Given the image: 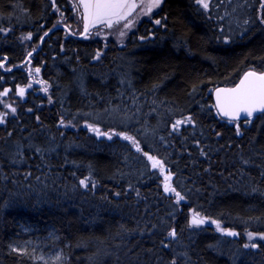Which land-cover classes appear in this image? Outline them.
Here are the masks:
<instances>
[{
    "label": "trees",
    "instance_id": "1",
    "mask_svg": "<svg viewBox=\"0 0 264 264\" xmlns=\"http://www.w3.org/2000/svg\"><path fill=\"white\" fill-rule=\"evenodd\" d=\"M242 1L234 37L195 0H165L117 45L58 26L67 0H0V264H34L10 249L28 221L56 229L68 264H264V114L229 121L212 106L215 87L264 73V0ZM105 109L133 121L98 136L85 121ZM194 213L207 222L191 226Z\"/></svg>",
    "mask_w": 264,
    "mask_h": 264
},
{
    "label": "rangeland",
    "instance_id": "2",
    "mask_svg": "<svg viewBox=\"0 0 264 264\" xmlns=\"http://www.w3.org/2000/svg\"><path fill=\"white\" fill-rule=\"evenodd\" d=\"M165 0H162L159 7L154 8L150 14H144L142 11L143 4L150 2V0H135V3L140 5L128 17V20L133 21L131 27L125 28L127 21H121L119 24H114L112 27H107L104 24H96L91 33L87 34L86 39L101 40L103 42L113 41L117 45H121L127 41L129 35L135 32L141 21L149 19L153 13L161 8ZM68 5L72 9V21L65 20L62 16L59 19L60 23H64L69 27H73L77 33L81 32L84 26V15L82 6L79 5V0H67ZM209 10L214 11L219 15V23L224 24V30L228 33L226 37H234L235 33H240L244 30L245 18L242 15L247 12V7L244 6L242 0H210ZM61 13V12H60ZM124 32L121 36L120 33ZM127 67L131 66L130 60L126 63ZM36 68H31L29 74L31 75L32 83L40 82ZM46 86V83H43ZM90 120L85 121L88 125L95 128L99 126L102 130L103 124L121 126L129 124L133 121L132 117L121 113L118 109H105L98 113H91L88 115ZM107 131V130H106ZM152 132H146L139 138L141 144L148 143L151 140ZM148 145V144H147ZM152 166V162H150ZM161 171L159 168H155ZM163 183H165V172L162 171ZM21 230L18 238L12 239L10 242V249L17 251L27 257L34 264H68L69 256L66 246L61 243L60 237L56 229L49 225L45 228L38 226L32 222H24L19 225Z\"/></svg>",
    "mask_w": 264,
    "mask_h": 264
},
{
    "label": "snow or ice",
    "instance_id": "3",
    "mask_svg": "<svg viewBox=\"0 0 264 264\" xmlns=\"http://www.w3.org/2000/svg\"><path fill=\"white\" fill-rule=\"evenodd\" d=\"M55 0H53V3ZM162 0H150V2L143 4L142 11L144 14H150L154 8L160 6ZM203 9L207 10L210 6V0H195ZM82 6L85 12V19L88 21L84 25V35H87L89 32L90 25L95 24H104L107 27H112L114 24H119L121 21H127L124 27H131L133 21L128 20V17L132 14L137 7H140L135 0H79V5ZM264 7V4L261 5ZM58 10V9H57ZM261 22L264 23V17L261 18ZM157 25L161 24L160 20H156ZM247 23V21H245ZM47 35V33H45ZM121 36L124 35V32L120 33ZM29 34L25 39L30 38ZM144 39V37H141ZM31 56V53H29ZM3 67V65H0ZM31 71V70H30ZM39 73L40 69H35ZM31 85H29L30 87ZM47 89H45L46 91ZM8 89H5L3 93H0V96L7 95ZM25 93L24 88L18 89V94L23 96ZM11 108V105H7ZM218 113L222 116L228 117L232 121H238L241 114H244L245 123H251V117L255 113L264 114V73H256L254 71H249L245 74L244 79L241 80L240 85L233 89H218L217 90V105ZM12 112H15L16 109L12 108ZM7 113L0 115V123L4 122V118ZM191 122V117H186L184 120H177L173 125V128H178L183 123ZM63 123V121H61ZM91 127V126H90ZM92 131L96 132L98 135H105L111 138L109 133H101L99 129L92 128ZM239 125L237 124V134H239ZM124 139L129 140L136 146L137 150L140 149L139 142L132 136H124ZM145 156L152 162L153 168H159L161 171L164 170L163 162L158 160L156 157L149 156L148 153H144ZM244 164H249V160H243ZM264 175V172L261 173ZM171 176H165L164 191L165 192H174L177 197V203L184 199L179 192H176L170 184ZM80 184L87 188L88 180L87 178L80 181ZM95 185L93 184V187ZM253 192H258L260 189L253 188ZM119 195V193H117ZM207 222V218L201 217L199 213H194L191 219V226L199 227ZM216 223L217 229L221 232H225L227 235L235 236L237 233L227 231L220 227L219 222L213 221ZM169 237L175 239L177 233L175 229H172L167 234ZM249 240H252L256 237L255 233H247ZM261 239H264V233L259 234ZM252 247H257L256 244H252ZM248 247V245H245ZM175 264V261H173Z\"/></svg>",
    "mask_w": 264,
    "mask_h": 264
},
{
    "label": "water",
    "instance_id": "4",
    "mask_svg": "<svg viewBox=\"0 0 264 264\" xmlns=\"http://www.w3.org/2000/svg\"><path fill=\"white\" fill-rule=\"evenodd\" d=\"M87 22H88V21L85 19V12H84V25H85V23H87ZM95 25H96V24H95ZM95 25H90L89 30H90L93 26H95ZM58 26L63 27V28H65L66 30H68L69 32H71V31L69 30V28H68L66 25H64V24H59ZM55 27H56V26H54L53 28H51L49 31H52ZM73 36L78 37V38H81V37L85 36V35H84V29H83V31H82L80 34H73ZM42 39H43V37H42ZM42 39H41V41H42ZM38 48H39V46H38ZM38 48H37V49H38ZM249 71H254V72L258 73V74L260 73V72H258V71H256V70H248V71H246V72H244V73L242 74V76L238 79V81H237L235 84H233V85H229V86L221 85V86H217V87H215V88L213 89V91H212L213 106L215 107L217 113H218L217 108H216V105H217V90H218V89H233V88L238 87V86L240 85L241 80L244 79L245 74H246L247 72H249ZM218 114H219L222 118L227 119V120H230L228 117L222 116L220 113H218ZM259 114H261V113H255V114L253 115V117H251L250 119L253 120V119H254L257 115H259ZM244 119H245V118H244V114L242 113L241 116H240V119H239V120H244ZM96 129H99V127H96ZM94 133H96V132H94ZM101 133H105V132H101ZM96 134H97V133H96ZM97 135H98V134H97ZM120 135L123 136V133H121ZM99 136H105V135H99ZM106 137H108V136H106ZM147 153H148L149 156H153L150 152H147ZM153 157H156V156H153ZM156 158H157V157H156ZM165 169H168V167L165 166Z\"/></svg>",
    "mask_w": 264,
    "mask_h": 264
},
{
    "label": "flooded vegetation",
    "instance_id": "5",
    "mask_svg": "<svg viewBox=\"0 0 264 264\" xmlns=\"http://www.w3.org/2000/svg\"><path fill=\"white\" fill-rule=\"evenodd\" d=\"M162 174V173H161Z\"/></svg>",
    "mask_w": 264,
    "mask_h": 264
}]
</instances>
